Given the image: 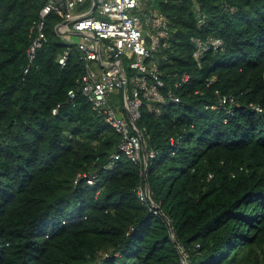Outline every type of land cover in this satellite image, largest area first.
I'll return each instance as SVG.
<instances>
[{
  "label": "trees",
  "instance_id": "obj_1",
  "mask_svg": "<svg viewBox=\"0 0 264 264\" xmlns=\"http://www.w3.org/2000/svg\"><path fill=\"white\" fill-rule=\"evenodd\" d=\"M198 2L201 25L191 0H157L172 23L163 76L190 80L180 103L160 116L142 106L136 121L155 152L154 213L136 192L144 165L113 159L120 134L80 92L68 99L83 65L54 31L61 17H46L25 73L42 2L0 0V264H264V0ZM191 36L219 37L223 50L198 66ZM216 89L238 100L232 115L211 107Z\"/></svg>",
  "mask_w": 264,
  "mask_h": 264
},
{
  "label": "built area",
  "instance_id": "obj_2",
  "mask_svg": "<svg viewBox=\"0 0 264 264\" xmlns=\"http://www.w3.org/2000/svg\"><path fill=\"white\" fill-rule=\"evenodd\" d=\"M38 1L42 2V6L30 28L31 40L26 48L27 61L23 71H29L37 50L46 41V17L51 12L59 15L61 22L54 25V31L58 37L74 46L83 65L78 88L67 91L68 99L72 100L76 92H80L105 123L120 134L113 159L125 155L134 163L144 165L143 141L133 123L140 117V108L145 106L148 112L160 116L163 106L181 102L178 91L190 80V74L186 71L168 73L170 80L163 76L161 63L168 62L169 52L172 51L169 40L172 23L169 17L159 8L157 0H91L89 11H76V7L87 0ZM191 1L196 23L201 25L205 14L198 0ZM230 10L234 11L233 8ZM68 32L79 35L80 39L76 42L69 39L66 37ZM146 36L149 40H146ZM190 41L194 45L191 57L198 66L206 53L217 52L224 47L219 37L191 36ZM68 55L69 49H65L58 57V63L64 65ZM213 80L214 77L209 79ZM122 82L123 93L120 90ZM115 91L121 94V104ZM198 92L195 90L194 93ZM215 94L219 101L211 107L222 106L226 113L232 115L233 108L239 105L236 97L220 95L217 89ZM58 107L59 104L52 109V113L55 114ZM250 107L262 111L257 105L250 104ZM177 140L170 138L171 143ZM146 154L148 159L155 156L152 149L146 150ZM83 176H86L88 184L95 180L93 174L83 173ZM136 192L142 202H150L145 185H139ZM150 204L155 213L156 204ZM182 262L186 264L185 259Z\"/></svg>",
  "mask_w": 264,
  "mask_h": 264
},
{
  "label": "water",
  "instance_id": "obj_3",
  "mask_svg": "<svg viewBox=\"0 0 264 264\" xmlns=\"http://www.w3.org/2000/svg\"><path fill=\"white\" fill-rule=\"evenodd\" d=\"M146 40H149V37L148 36H146ZM120 90H121V93L124 92V82L121 83ZM117 116L120 117V114H118ZM133 123H134V125H135V127H136L138 133L140 134V137H141V139L143 141V144H142V154L144 156V178H145V182H146V193L149 195V186H148L147 179H146V171H147V168H148V165H149V159H148L147 154H146L145 142L143 140V135L141 133V130H140V128H139V126H138V124H137V122L135 120L133 121ZM171 231L172 232L174 231L172 227H171ZM174 240H176L175 237H174ZM184 257H185V262L187 264L186 255H184Z\"/></svg>",
  "mask_w": 264,
  "mask_h": 264
},
{
  "label": "rangeland",
  "instance_id": "obj_4",
  "mask_svg": "<svg viewBox=\"0 0 264 264\" xmlns=\"http://www.w3.org/2000/svg\"><path fill=\"white\" fill-rule=\"evenodd\" d=\"M69 39H72L73 41H78L79 39H80V37H79V35H76V34H73V33H67V35H66ZM92 66L93 67H95V65L94 64H92ZM128 86V88H129V84L127 85ZM115 92H117V93H115V95L119 98V104H121V94H120V92L119 91H115Z\"/></svg>",
  "mask_w": 264,
  "mask_h": 264
},
{
  "label": "crops",
  "instance_id": "obj_5",
  "mask_svg": "<svg viewBox=\"0 0 264 264\" xmlns=\"http://www.w3.org/2000/svg\"><path fill=\"white\" fill-rule=\"evenodd\" d=\"M91 7H92L91 6V0H87L84 4L77 6L76 11H89L91 9ZM68 33H71V32H68ZM73 34H75V33H73ZM66 35H67V33H66Z\"/></svg>",
  "mask_w": 264,
  "mask_h": 264
}]
</instances>
